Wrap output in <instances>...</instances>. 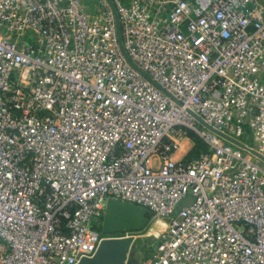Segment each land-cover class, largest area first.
Masks as SVG:
<instances>
[{
    "label": "built area",
    "instance_id": "2783aa9c",
    "mask_svg": "<svg viewBox=\"0 0 264 264\" xmlns=\"http://www.w3.org/2000/svg\"><path fill=\"white\" fill-rule=\"evenodd\" d=\"M112 2L0 0V264L128 235L108 197L166 223L135 264H264V0Z\"/></svg>",
    "mask_w": 264,
    "mask_h": 264
},
{
    "label": "water",
    "instance_id": "95a60500",
    "mask_svg": "<svg viewBox=\"0 0 264 264\" xmlns=\"http://www.w3.org/2000/svg\"><path fill=\"white\" fill-rule=\"evenodd\" d=\"M107 1L116 15L115 6L112 0ZM211 129L213 128L211 127ZM220 134L236 145L247 148V145L242 141L221 132ZM252 151L264 160L262 155L254 150ZM149 216H152V213L145 206L108 197L100 219V230L104 233H114L141 229L148 222ZM133 240L134 236L132 234L122 236L121 238H104L100 241L92 256L83 257L76 264H126L128 252L131 248Z\"/></svg>",
    "mask_w": 264,
    "mask_h": 264
},
{
    "label": "rangeland",
    "instance_id": "374dc122",
    "mask_svg": "<svg viewBox=\"0 0 264 264\" xmlns=\"http://www.w3.org/2000/svg\"><path fill=\"white\" fill-rule=\"evenodd\" d=\"M244 142L250 143V133L246 132L242 137ZM157 219L149 216L148 222L141 229L133 230V231H122V232H114V234L124 235L127 232L129 234L134 235V240L131 245V248L128 252V257L126 260V264H135L149 256V253L152 249V244L154 240H156L155 234L149 232V228L153 222ZM100 221V220H99Z\"/></svg>",
    "mask_w": 264,
    "mask_h": 264
},
{
    "label": "trees",
    "instance_id": "16d2710c",
    "mask_svg": "<svg viewBox=\"0 0 264 264\" xmlns=\"http://www.w3.org/2000/svg\"><path fill=\"white\" fill-rule=\"evenodd\" d=\"M190 138L193 141V146L187 154V158H192L197 156L201 151L206 150V144L194 133H190ZM101 219V218H100ZM95 228L100 229V221L94 224Z\"/></svg>",
    "mask_w": 264,
    "mask_h": 264
},
{
    "label": "crops",
    "instance_id": "0c3cea01",
    "mask_svg": "<svg viewBox=\"0 0 264 264\" xmlns=\"http://www.w3.org/2000/svg\"><path fill=\"white\" fill-rule=\"evenodd\" d=\"M192 146V141L189 138L182 139L181 147L175 152L174 158L178 160L185 158Z\"/></svg>",
    "mask_w": 264,
    "mask_h": 264
},
{
    "label": "bare ground",
    "instance_id": "6f19581e",
    "mask_svg": "<svg viewBox=\"0 0 264 264\" xmlns=\"http://www.w3.org/2000/svg\"><path fill=\"white\" fill-rule=\"evenodd\" d=\"M166 227V223L162 220H156L153 222L149 228V232L152 234H158ZM121 238V237H118ZM106 239V238H105Z\"/></svg>",
    "mask_w": 264,
    "mask_h": 264
}]
</instances>
